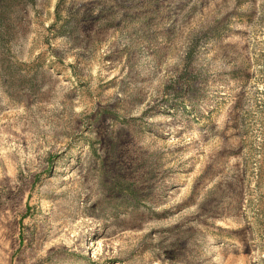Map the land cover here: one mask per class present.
<instances>
[{"label": "rangeland", "instance_id": "374dc122", "mask_svg": "<svg viewBox=\"0 0 264 264\" xmlns=\"http://www.w3.org/2000/svg\"><path fill=\"white\" fill-rule=\"evenodd\" d=\"M0 264H264V0H0Z\"/></svg>", "mask_w": 264, "mask_h": 264}]
</instances>
